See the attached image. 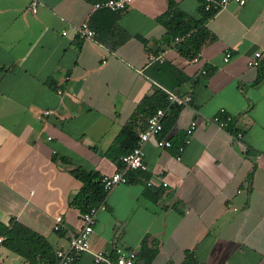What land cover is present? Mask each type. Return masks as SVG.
<instances>
[{
  "label": "crops",
  "instance_id": "0c3cea01",
  "mask_svg": "<svg viewBox=\"0 0 264 264\" xmlns=\"http://www.w3.org/2000/svg\"><path fill=\"white\" fill-rule=\"evenodd\" d=\"M91 2L38 0L31 12L28 0H0V220L13 217L66 248L80 225L70 200L81 183L70 169L119 168L105 150L139 99L165 88L191 95L159 134L171 145L143 144L146 170H126L127 181L104 194L89 247L133 250V264H264V75L246 65L264 48V0L228 2L206 17L209 38L195 59L165 40L157 17L200 18V0H129L112 24L96 17L99 38L77 32ZM220 108L233 131L205 121ZM0 264L26 261L0 246ZM75 264H93L91 255L80 252Z\"/></svg>",
  "mask_w": 264,
  "mask_h": 264
},
{
  "label": "trees",
  "instance_id": "16d2710c",
  "mask_svg": "<svg viewBox=\"0 0 264 264\" xmlns=\"http://www.w3.org/2000/svg\"><path fill=\"white\" fill-rule=\"evenodd\" d=\"M204 13L200 18H191L185 16L180 11L170 10L157 17L158 21L164 27L165 40L173 42L174 48L184 58L190 59L196 56L202 43L209 38L208 30L204 27L203 20L214 13V11H204ZM101 14L106 15L109 18V23L112 24L118 11L104 7L94 9V12L90 15V22L88 20L87 24L94 29L98 38L100 36L101 24L95 21L97 16H103ZM134 36L141 42H145L141 36ZM174 37H178L179 39L174 41ZM164 104L165 94L161 89H156L149 95H143L136 103V107L130 114L126 125L114 137V145L108 147L104 154L111 159H117L116 161L119 167L121 165L119 156L128 151L135 142V128L139 127L140 129L143 127L146 116L155 108L163 106ZM174 115L173 109L166 114L164 121H162V132L172 123ZM230 130L233 131L232 129ZM180 141L174 144L175 149ZM115 143L119 144V146L121 145L122 148L117 149ZM70 171L81 183L73 194L70 204L77 208L81 215L90 206L97 205L103 200L104 192L101 189L100 175L96 171H88L78 165L73 166ZM127 174L129 175V171L126 172ZM0 246L21 256L26 261V264H51L55 260L54 249L47 239L42 234L13 217H10L6 222L0 220ZM140 246L141 249H145L143 240ZM148 252V257L154 254V250H148ZM71 264H75V259ZM93 264L106 263L93 262Z\"/></svg>",
  "mask_w": 264,
  "mask_h": 264
},
{
  "label": "built area",
  "instance_id": "2783aa9c",
  "mask_svg": "<svg viewBox=\"0 0 264 264\" xmlns=\"http://www.w3.org/2000/svg\"><path fill=\"white\" fill-rule=\"evenodd\" d=\"M38 0H28V8L31 12L36 11ZM245 0H200L199 4L203 11H216L224 7L228 2H234L236 4H242ZM129 0H93L91 2L92 9L98 8H108L114 11L123 10ZM65 31L62 30L61 33ZM77 32L80 36H91L94 30L91 29L87 21L82 20L77 26ZM178 37H174V40H178ZM159 56L151 55L150 58ZM230 57L228 51H224L222 55V60L226 61ZM195 59L196 57H192ZM246 65L249 67L256 68L262 75H264V48L254 49L246 58ZM202 73L206 72V69H201ZM165 94V104L163 106L155 108L150 112L146 118L143 127L137 129L136 138L133 146L125 153L119 156L120 167L111 172H102L100 175L101 189L104 194L118 183H124L127 181L126 170L136 169V170H146V163L143 157V144L149 140L153 139L155 145L157 146H170L171 142L166 137H160V132L162 129V121L164 116L170 112L172 107L187 105L191 101V95L189 93H178L170 89H162ZM58 91V90H57ZM49 110H42L43 114L48 113ZM232 119L231 114L225 112L222 108L218 110L217 113L213 114L209 118H206V122H212L220 128H226ZM196 126V121L191 119L187 126L183 130V136L181 141L176 146L175 157L179 158V153L182 151L184 145L189 141L190 134ZM240 133L236 132L235 137L239 138ZM154 178H147L145 180L146 184H152ZM162 185L165 184L164 181L160 182ZM103 208V202H99L97 205L90 206L87 210L80 215V225L78 228L70 234L68 238V244L66 248H56L54 249L55 260L51 264H71L75 259L76 255L80 252H88L91 255L93 262H105L106 264H133L135 258V252L130 249H125L122 246L115 245L111 249L112 256L109 252L103 249H91L89 247L88 237L92 231V224L95 219L96 211ZM61 223L60 215H55L53 217L52 229H59Z\"/></svg>",
  "mask_w": 264,
  "mask_h": 264
}]
</instances>
